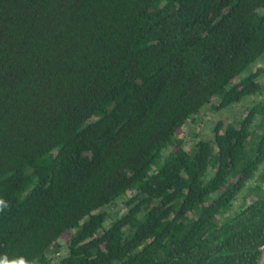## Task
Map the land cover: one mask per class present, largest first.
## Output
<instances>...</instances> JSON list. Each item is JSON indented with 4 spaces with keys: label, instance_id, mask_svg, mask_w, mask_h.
Masks as SVG:
<instances>
[{
    "label": "trees",
    "instance_id": "trees-1",
    "mask_svg": "<svg viewBox=\"0 0 264 264\" xmlns=\"http://www.w3.org/2000/svg\"><path fill=\"white\" fill-rule=\"evenodd\" d=\"M263 53L264 0H170V264L257 263L264 99L176 131L259 93ZM0 199L7 264H53L64 231L58 264H169V0H0Z\"/></svg>",
    "mask_w": 264,
    "mask_h": 264
},
{
    "label": "rangeland",
    "instance_id": "rangeland-1",
    "mask_svg": "<svg viewBox=\"0 0 264 264\" xmlns=\"http://www.w3.org/2000/svg\"><path fill=\"white\" fill-rule=\"evenodd\" d=\"M258 68L262 70L256 78V80L261 83V90L259 91V93L242 97L240 101L232 103L219 110H215L212 108V105L216 103L214 98L210 103L204 104L199 108L198 112L194 116V119H192L191 121H186L181 128L177 129V137L182 139L183 146L186 149H190L193 146L194 142L199 138L210 140L212 136L211 129L217 121H220L222 128L228 123L236 124L251 104L263 99L264 53L253 62H251L245 70L238 74V76H243L249 71H254ZM255 123L256 119L252 122L251 128H254ZM263 168L264 164H261L259 166V171ZM256 180V176L250 179L245 187H243L242 190L237 194L236 199L232 202V209L229 213H231L233 210H237L241 205L248 203L249 200L252 199L253 194L249 186H253ZM127 194H130V192L128 191ZM122 200L123 199H116L114 204L107 208L108 212H110L113 216H118L123 213L124 209L122 207ZM109 221L110 219H106L104 226L108 225ZM68 236L69 232L64 231L57 238V245H53L52 248H50L49 251H52V253L50 254L49 252V257L52 260L53 264H58L57 261L59 257L64 255L66 250V240L68 239Z\"/></svg>",
    "mask_w": 264,
    "mask_h": 264
},
{
    "label": "clouds",
    "instance_id": "clouds-1",
    "mask_svg": "<svg viewBox=\"0 0 264 264\" xmlns=\"http://www.w3.org/2000/svg\"><path fill=\"white\" fill-rule=\"evenodd\" d=\"M6 207H8L6 201H4L3 199H0V211H2ZM0 264H7V261L0 260ZM12 264H29V261L21 257L18 260L13 261Z\"/></svg>",
    "mask_w": 264,
    "mask_h": 264
},
{
    "label": "water",
    "instance_id": "water-1",
    "mask_svg": "<svg viewBox=\"0 0 264 264\" xmlns=\"http://www.w3.org/2000/svg\"><path fill=\"white\" fill-rule=\"evenodd\" d=\"M256 264H264V243L260 247V255Z\"/></svg>",
    "mask_w": 264,
    "mask_h": 264
},
{
    "label": "flooded vegetation",
    "instance_id": "flooded-vegetation-1",
    "mask_svg": "<svg viewBox=\"0 0 264 264\" xmlns=\"http://www.w3.org/2000/svg\"><path fill=\"white\" fill-rule=\"evenodd\" d=\"M260 90H261V89H260ZM263 99H264V97H263ZM241 118H242V117H241ZM241 118H240V119H241ZM256 121H257V119H256ZM262 188H264V182L262 183Z\"/></svg>",
    "mask_w": 264,
    "mask_h": 264
}]
</instances>
